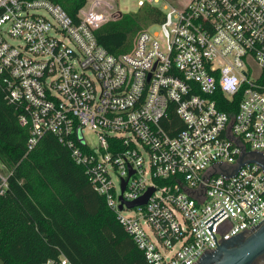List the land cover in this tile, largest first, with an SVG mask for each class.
Instances as JSON below:
<instances>
[{
    "label": "built area",
    "instance_id": "1",
    "mask_svg": "<svg viewBox=\"0 0 264 264\" xmlns=\"http://www.w3.org/2000/svg\"><path fill=\"white\" fill-rule=\"evenodd\" d=\"M183 1L140 0L162 20L113 55L96 32L125 15L119 0H87L76 18L0 0V86L28 153L47 135L68 148L148 264H197L264 221V0ZM0 165L1 203L13 172Z\"/></svg>",
    "mask_w": 264,
    "mask_h": 264
},
{
    "label": "trees",
    "instance_id": "2",
    "mask_svg": "<svg viewBox=\"0 0 264 264\" xmlns=\"http://www.w3.org/2000/svg\"><path fill=\"white\" fill-rule=\"evenodd\" d=\"M49 1L76 18L87 0ZM162 17L148 5L105 24L96 36L111 54H124ZM19 114L0 86V162L13 172L0 203V264H43L61 254L73 264H148L68 148L47 135L28 153L29 131Z\"/></svg>",
    "mask_w": 264,
    "mask_h": 264
},
{
    "label": "water",
    "instance_id": "3",
    "mask_svg": "<svg viewBox=\"0 0 264 264\" xmlns=\"http://www.w3.org/2000/svg\"><path fill=\"white\" fill-rule=\"evenodd\" d=\"M243 165L244 163H241V166ZM259 165L264 169V157ZM125 185L126 182L123 191ZM153 192L154 190L151 189L145 197L131 203L129 207L145 205ZM120 209L122 210L123 206ZM262 256H264V221L221 238L218 249L202 255L197 264H254Z\"/></svg>",
    "mask_w": 264,
    "mask_h": 264
},
{
    "label": "rangeland",
    "instance_id": "4",
    "mask_svg": "<svg viewBox=\"0 0 264 264\" xmlns=\"http://www.w3.org/2000/svg\"><path fill=\"white\" fill-rule=\"evenodd\" d=\"M139 1L140 0H119L120 9L124 14L135 13L139 10V8H138V2ZM143 1H146V0H143ZM186 1H188V0L183 1L182 4H185ZM160 31H161V29L159 26L151 27V29H150V32L152 34L160 33ZM85 137L91 145L96 144V136L91 131H89V130L86 131ZM0 172L2 174H7L6 170H4L1 167V165H0Z\"/></svg>",
    "mask_w": 264,
    "mask_h": 264
},
{
    "label": "flooded vegetation",
    "instance_id": "5",
    "mask_svg": "<svg viewBox=\"0 0 264 264\" xmlns=\"http://www.w3.org/2000/svg\"><path fill=\"white\" fill-rule=\"evenodd\" d=\"M254 264H264V256L259 258Z\"/></svg>",
    "mask_w": 264,
    "mask_h": 264
}]
</instances>
